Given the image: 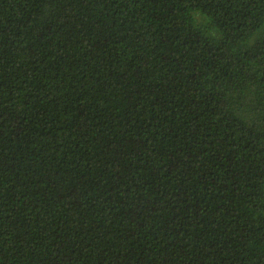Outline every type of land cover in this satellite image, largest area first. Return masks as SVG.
<instances>
[{"label": "trees", "instance_id": "obj_1", "mask_svg": "<svg viewBox=\"0 0 264 264\" xmlns=\"http://www.w3.org/2000/svg\"><path fill=\"white\" fill-rule=\"evenodd\" d=\"M0 264H264V0H0Z\"/></svg>", "mask_w": 264, "mask_h": 264}]
</instances>
